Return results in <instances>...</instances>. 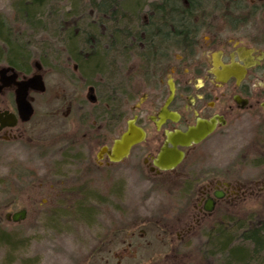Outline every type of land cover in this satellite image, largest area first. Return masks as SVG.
<instances>
[{"label": "flooded vegetation", "instance_id": "flooded-vegetation-1", "mask_svg": "<svg viewBox=\"0 0 264 264\" xmlns=\"http://www.w3.org/2000/svg\"><path fill=\"white\" fill-rule=\"evenodd\" d=\"M152 1L147 0L143 8L129 12L128 34L120 33L124 28L121 25L111 26L115 38L112 58L104 56L107 43L103 40L105 35L100 34L97 46L101 64L95 71L80 63L90 60L87 54L80 58L66 57L63 103L59 99L57 104L44 105L40 110L33 106L34 98L29 92L39 95L45 92L40 86V72L45 68L35 63L30 74L15 72V88L0 89L1 142L18 141L23 147L32 134L33 127L29 129L28 123L47 108L44 117L62 119L64 128L56 136L30 146L38 149L39 154H48L52 149L54 155L58 153L57 160L52 162L58 169L49 171L54 173L52 176L62 174L63 184L56 185L57 180H52L49 189L55 192L52 200L57 209L54 208L68 211L70 222L88 224L87 209L103 208L109 199L115 202L124 198L126 185L117 176L118 164H124L126 178L137 175L148 183L149 199L162 188L161 192L172 200L170 206L149 219L175 218L176 224L205 223L222 204L228 205L236 195L253 191L260 183L252 180L243 185L212 170L198 176L187 171L186 184L179 186L160 187L155 179L171 176L168 174L189 160H199L201 153L191 150L216 133L252 127L264 134V0H179L183 8L179 10L153 8ZM172 12L183 17L186 28L173 27ZM164 25L169 28L165 35L160 30ZM154 26L155 32L150 31ZM122 37L127 40L120 41ZM3 75L0 74V82L10 83ZM35 79L38 87L32 84ZM5 90L12 95L10 98L7 95L4 102L1 95ZM52 95L54 92L52 99L60 97ZM10 114L15 119L13 125H9ZM129 122L144 132L143 139L118 161L110 160L106 153L98 158V151L104 146L110 149L113 140L127 130ZM200 123H213V128L198 143H175V148L183 153L175 167L160 169L154 164L163 147L173 148L171 135L185 133ZM38 173L36 169L27 171V175H20L19 181L26 187L31 179L41 189V183L35 181ZM111 182L116 184L110 186ZM47 198L50 201V195ZM113 208L131 215L127 217L128 225L136 222L131 207L127 211L118 206ZM20 209L25 210L21 219L24 220L27 211ZM56 214L52 213L53 225ZM56 218L64 220L62 215ZM119 218L126 223L122 216ZM118 227L126 228L124 224Z\"/></svg>", "mask_w": 264, "mask_h": 264}, {"label": "rangeland", "instance_id": "rangeland-1", "mask_svg": "<svg viewBox=\"0 0 264 264\" xmlns=\"http://www.w3.org/2000/svg\"><path fill=\"white\" fill-rule=\"evenodd\" d=\"M55 2L52 0L37 10L39 11L37 19L40 18L45 30L38 28L36 31L18 34L17 37L19 45L32 59L39 56L51 66L47 67L48 65L43 63L45 70L40 72V86L45 92L41 95L29 92V96L34 98L33 106L39 110L44 105L57 104L59 99L63 103L62 97L65 92L63 69L66 57L61 48L64 46L61 36L59 38L61 31H56L53 23L59 16H54L53 13L62 14L74 4L84 12L87 10L85 0ZM59 5L62 7L58 10ZM11 11L10 1L0 0V15L6 25L11 21L9 19ZM80 22L84 24L83 20ZM82 24L79 27L86 28V25ZM3 64L0 62V69L4 70L0 74L4 73L5 81H11L8 84L5 82L4 85L0 82V89L4 86L15 88L17 73L6 69ZM33 66V62L32 65L29 62V74ZM37 83L36 79L32 81L36 87ZM53 92L60 97L52 99ZM7 95L10 98L12 93L6 91L1 95L4 102ZM47 110L48 108L42 115L32 118L28 123V127H33L32 134L30 133V138L25 140L23 147L18 141H0V235L10 237L15 245L10 248L8 244L0 241V264H206L205 233L222 221V217L235 220L264 214V163L259 166L256 164L257 157L264 159L262 146L264 134H260L255 128L243 127L229 133H216L191 150L192 153H201L199 160H189L175 172L168 174L171 176L163 175L155 179L156 185L160 187L170 184L179 186L186 184L187 171L198 176L203 171L212 170L219 176L229 175L233 182L239 181L243 185L249 184L252 180L260 181L253 191L248 190L243 195H236L228 205L222 204L205 223L187 225L176 224L175 218H169L168 221H156L154 217L149 219L158 210L170 206L172 200L161 192L162 188L149 199V188L146 187L148 183L137 175L126 178L123 173L124 164L117 166L120 170L117 176L126 185L124 198L120 201L115 199V202L109 199V203L103 208L87 209L85 214L89 218L88 224L80 221L70 222L67 220L68 211L62 208L56 210L52 200L55 192L49 189L52 180H57L54 183L56 185L63 184L60 182L63 179L60 176L62 174L52 176L54 173L49 171L58 169L52 166L53 160H57L58 153L54 155L52 149L47 152L48 154H39L38 149L30 146L36 141H50L64 128L61 118L43 116ZM35 169L39 171L35 181L41 183L43 188H36L37 183L33 184L30 182L31 179L24 187L19 181L20 175H27V171ZM63 169L64 167L60 171ZM25 178L29 179L28 176ZM165 180L170 182L166 184ZM112 184L115 185L116 182L109 185ZM105 186L108 187L106 183ZM45 198L48 199L47 203L44 201ZM61 205L66 206L65 203ZM114 206L122 207L126 211L131 207L130 209L135 212L136 222L128 225L129 214L127 212L121 214L113 208ZM20 208L27 211L24 220L15 223L5 220L6 212H14ZM53 212L58 214L55 215V225L51 220V217H54ZM59 215H62L65 221L57 220L56 216ZM171 215L176 216L175 213ZM119 216H122V220L127 224L120 221ZM119 221L126 228H119L118 226H123ZM189 227H193L192 230H189Z\"/></svg>", "mask_w": 264, "mask_h": 264}, {"label": "trees", "instance_id": "trees-1", "mask_svg": "<svg viewBox=\"0 0 264 264\" xmlns=\"http://www.w3.org/2000/svg\"><path fill=\"white\" fill-rule=\"evenodd\" d=\"M11 5L10 23L6 25L3 17L0 15V51L2 57L0 62L14 72L28 73V64L32 62L43 66L45 59L34 56L33 59L24 52L22 46L17 40L18 34L28 33L27 31H36L38 28L45 30V26L38 17L37 10L52 0H9ZM63 2V0H55ZM73 1L74 0H67ZM147 0H85L87 10L84 12L78 7H72L53 21L59 38L63 41L61 46L65 57L80 58L87 54L90 59L80 62L85 69L90 70L101 64L97 43L101 41L100 34H104V56L112 58L114 31L111 26L121 25L124 28L120 33L128 34L127 26L131 23L129 12L136 8H143V3ZM153 8H169L172 10L183 9L179 0H153ZM163 3H168L167 6ZM61 9V5L58 6ZM52 16V14H51ZM170 16L175 20L173 27L182 29L187 27V23L179 13L172 12ZM80 19V20H78ZM83 20L84 24L80 21ZM86 25V28H80L79 25ZM160 26H163L160 25ZM171 26V25H170ZM161 34L165 35L169 28L164 25ZM157 27L150 31L155 32ZM43 30L41 32H43ZM127 40L124 37L120 41ZM22 44V43H21ZM23 45V44H22ZM107 51V53H106ZM109 51V52H108ZM0 55V56H1ZM29 59V60H28ZM100 60V61H99ZM102 63H104L102 61ZM34 64V65H35ZM50 66V63H46ZM51 67V66H50ZM259 144V143H258ZM264 147V143L262 145ZM258 163H263L264 159L257 157ZM264 158V156H263ZM58 215V214H56ZM222 221L212 226L206 233V264H264V214H256L245 219H235L222 217ZM0 241L13 248L14 242L10 237L0 235Z\"/></svg>", "mask_w": 264, "mask_h": 264}, {"label": "water", "instance_id": "water-1", "mask_svg": "<svg viewBox=\"0 0 264 264\" xmlns=\"http://www.w3.org/2000/svg\"><path fill=\"white\" fill-rule=\"evenodd\" d=\"M171 97V96H170ZM6 114V112H3ZM2 113H0V116ZM9 125H13L15 122L13 115H8ZM1 120V119H0ZM3 125V123H1ZM0 125V128L2 127ZM213 128V123H200L197 124L196 127L189 128L187 132L178 134H173L169 138L171 141L173 148L166 149L162 148L157 156L154 159V164L160 169H172L175 167L180 160L182 159L183 153L180 150L175 148V143H179L181 145H189L192 143H198L201 139ZM144 137V132L135 126L132 122L128 123L127 130H125L119 138L113 140L110 149H107L106 146L102 147L98 153L97 157L100 158L103 153H106L110 160L118 161L127 155L129 148L139 142ZM206 209H209L206 207ZM25 216V210L21 209L17 212L6 213L5 218L11 220L13 222H17L23 219Z\"/></svg>", "mask_w": 264, "mask_h": 264}]
</instances>
